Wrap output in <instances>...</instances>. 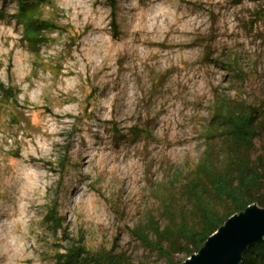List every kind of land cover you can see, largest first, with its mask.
Listing matches in <instances>:
<instances>
[{
    "label": "rangeland",
    "instance_id": "374dc122",
    "mask_svg": "<svg viewBox=\"0 0 264 264\" xmlns=\"http://www.w3.org/2000/svg\"><path fill=\"white\" fill-rule=\"evenodd\" d=\"M26 18L0 0V264H60L71 244L183 260L139 234L198 227L192 190L224 213L213 174H264V0H46ZM252 111L245 148L224 116Z\"/></svg>",
    "mask_w": 264,
    "mask_h": 264
},
{
    "label": "trees",
    "instance_id": "16d2710c",
    "mask_svg": "<svg viewBox=\"0 0 264 264\" xmlns=\"http://www.w3.org/2000/svg\"><path fill=\"white\" fill-rule=\"evenodd\" d=\"M20 17H25L29 11L37 8L46 0H16ZM26 25H34L26 23ZM43 29L47 28L45 23H41ZM0 91L8 100L14 96L9 87L0 85ZM254 112L248 114L237 113L235 115H225V124L228 129L231 141L245 148L251 147L256 136ZM264 181V174H259L256 170L250 169L248 165H240L235 177L228 174H213L210 178V187L213 194L227 205L226 211L222 214L214 210L199 198V194L193 191L196 197L195 208L199 212V226L195 227L185 222H181L174 230L165 228L164 230L154 229L156 238L150 240L147 235L139 234L140 241L149 249L156 251L160 256L170 260V254L181 252L185 260L188 256L196 253L204 244L206 239L216 231L233 214L244 211L249 205L256 204L264 208V194L256 196L253 190ZM46 221L57 231L61 229L57 214L50 210L46 216ZM159 239H164L167 246L164 247ZM78 245L71 244L66 249L65 254L59 256L60 264H74L79 261L91 264H112L106 254H96L95 257L86 255ZM180 260L174 264H180ZM171 264V263H170ZM239 264H264V237L257 243L249 246L242 255Z\"/></svg>",
    "mask_w": 264,
    "mask_h": 264
},
{
    "label": "water",
    "instance_id": "95a60500",
    "mask_svg": "<svg viewBox=\"0 0 264 264\" xmlns=\"http://www.w3.org/2000/svg\"><path fill=\"white\" fill-rule=\"evenodd\" d=\"M255 205L231 215L180 264H239L245 250L264 237V208Z\"/></svg>",
    "mask_w": 264,
    "mask_h": 264
}]
</instances>
